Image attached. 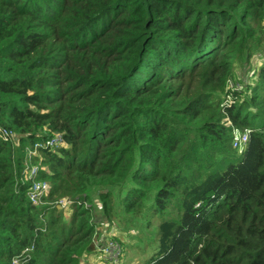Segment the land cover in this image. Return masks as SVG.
I'll return each instance as SVG.
<instances>
[{
    "label": "trees",
    "instance_id": "16d2710c",
    "mask_svg": "<svg viewBox=\"0 0 264 264\" xmlns=\"http://www.w3.org/2000/svg\"><path fill=\"white\" fill-rule=\"evenodd\" d=\"M263 21L264 0H0V264L96 257L95 195L122 228L155 226L143 264H264V98L225 109L240 154L208 116ZM34 145L46 202L79 201L69 222L27 199Z\"/></svg>",
    "mask_w": 264,
    "mask_h": 264
},
{
    "label": "rangeland",
    "instance_id": "374dc122",
    "mask_svg": "<svg viewBox=\"0 0 264 264\" xmlns=\"http://www.w3.org/2000/svg\"><path fill=\"white\" fill-rule=\"evenodd\" d=\"M262 27L263 29L260 31V34L254 36L245 46H241L239 51L235 53V57L231 60L230 78L225 84L224 92H222L219 96L215 94L212 98L213 101L215 99H219V107L216 109L217 105L213 103L212 100L209 101L211 107L208 111V116L217 115V117H219V121L217 123L229 128L230 133L232 129L238 128L231 124L230 119L225 113V109L229 110L237 105L243 106V104H247L253 96L264 98V84L260 83L258 89L256 90L253 87L255 86L254 83L256 82L255 79L258 74L260 62L264 61V21ZM253 91L255 95L253 94ZM233 94H236L235 97H233ZM24 151L26 153L27 150ZM33 157L37 158L35 165H32V160H29L25 156L26 169L30 166L32 168H37L38 170L45 169L40 162L41 156L38 152L31 156V158ZM236 157L237 159L239 158L237 155ZM24 173L27 177V172L25 171ZM46 183L49 187L48 192L42 195L40 199L30 202L34 207H43L48 205L55 208L57 212L64 215V220L69 222L72 210L77 205V198L71 199L68 196L62 195L55 198L53 202H46L45 199L48 197L53 186L48 181H46ZM83 205L85 209L91 211V222L95 229L90 243V251H92L91 248L93 251H96L94 250V246L99 247V250L96 257L93 256L92 252L84 253L82 257H80L78 264H108L102 256V250L105 247L103 244L107 240L116 241L121 246L120 248L123 250L122 254H120L122 256V260H120L121 264H143L145 258L149 255V253L151 254L153 244L155 243V226L151 225L149 228L143 230L141 229L144 228L143 221L138 220L133 221L132 226L122 228L124 226L123 223H119L116 220H109L102 216L101 204L96 195L92 196L91 202ZM138 230L143 232L142 239L144 244L146 243L144 247L142 245L143 242L136 241V237L139 235L137 233ZM144 231L147 232L144 233ZM133 241L134 246L132 249H129L130 244L133 243ZM149 246L152 247L149 248ZM122 247H124V249ZM143 251H145V254H143Z\"/></svg>",
    "mask_w": 264,
    "mask_h": 264
},
{
    "label": "built area",
    "instance_id": "2783aa9c",
    "mask_svg": "<svg viewBox=\"0 0 264 264\" xmlns=\"http://www.w3.org/2000/svg\"><path fill=\"white\" fill-rule=\"evenodd\" d=\"M2 138H8L9 136H12V133L6 130H3L1 132ZM231 144L234 149L237 150V153L240 154L243 151L244 145L247 143V139L249 136V131L248 130H238V129H232L231 130ZM63 144L62 136L57 134L55 135L52 139L48 140L45 142L44 146L51 151L54 149H58L61 145ZM37 146L34 145L32 148H26L25 150V156L29 160H32L31 156L36 153ZM27 172V177H26V182H29L30 184V189L27 192V198L28 201L34 202L42 195L48 192L49 187L48 184L43 183V182H37L36 177H37V168H32L27 167L26 169ZM30 202V203H31ZM79 201L77 202L78 206ZM32 204V203H31ZM107 246H105L102 250V256L104 259L107 261L108 264H119V255L121 253V250L119 249V246L112 241H109L106 243ZM94 250L98 252L99 247L94 246ZM29 250H25L24 253H27ZM12 264H18L17 260H14Z\"/></svg>",
    "mask_w": 264,
    "mask_h": 264
},
{
    "label": "clouds",
    "instance_id": "9594fccd",
    "mask_svg": "<svg viewBox=\"0 0 264 264\" xmlns=\"http://www.w3.org/2000/svg\"><path fill=\"white\" fill-rule=\"evenodd\" d=\"M92 249V248H91Z\"/></svg>",
    "mask_w": 264,
    "mask_h": 264
},
{
    "label": "crops",
    "instance_id": "0c3cea01",
    "mask_svg": "<svg viewBox=\"0 0 264 264\" xmlns=\"http://www.w3.org/2000/svg\"><path fill=\"white\" fill-rule=\"evenodd\" d=\"M94 256V255H93Z\"/></svg>",
    "mask_w": 264,
    "mask_h": 264
}]
</instances>
